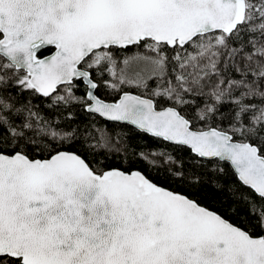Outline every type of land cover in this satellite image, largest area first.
I'll return each instance as SVG.
<instances>
[{
    "label": "snow or ice",
    "instance_id": "6c2138e0",
    "mask_svg": "<svg viewBox=\"0 0 264 264\" xmlns=\"http://www.w3.org/2000/svg\"><path fill=\"white\" fill-rule=\"evenodd\" d=\"M0 264H264V0H0Z\"/></svg>",
    "mask_w": 264,
    "mask_h": 264
},
{
    "label": "trees",
    "instance_id": "16d2710c",
    "mask_svg": "<svg viewBox=\"0 0 264 264\" xmlns=\"http://www.w3.org/2000/svg\"><path fill=\"white\" fill-rule=\"evenodd\" d=\"M225 167L228 169V175L224 178V183L229 185L239 186L238 181H236L235 177L231 173L230 166H225ZM240 191L246 192L247 189L241 188ZM202 199L204 198L202 197ZM208 202L212 205L214 210L222 212L231 219H235L231 211L229 210L230 205L232 204V201L230 199L227 200V202H223L222 199L218 196L216 199H211Z\"/></svg>",
    "mask_w": 264,
    "mask_h": 264
}]
</instances>
